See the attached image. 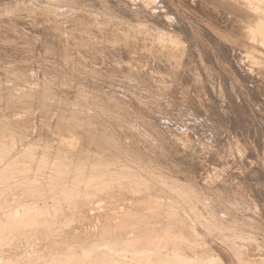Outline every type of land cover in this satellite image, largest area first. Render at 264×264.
I'll list each match as a JSON object with an SVG mask.
<instances>
[{
  "label": "rangeland",
  "instance_id": "374dc122",
  "mask_svg": "<svg viewBox=\"0 0 264 264\" xmlns=\"http://www.w3.org/2000/svg\"><path fill=\"white\" fill-rule=\"evenodd\" d=\"M156 261L264 264V0H0V264Z\"/></svg>",
  "mask_w": 264,
  "mask_h": 264
},
{
  "label": "bare ground",
  "instance_id": "6f19581e",
  "mask_svg": "<svg viewBox=\"0 0 264 264\" xmlns=\"http://www.w3.org/2000/svg\"><path fill=\"white\" fill-rule=\"evenodd\" d=\"M110 1H111V0H110ZM137 1H138V0H137ZM114 2H115V0H114ZM124 2H125V1H124ZM129 2H130V1H129ZM215 2H216V1H215ZM111 3H112V2H111ZM136 3H137V2H136ZM139 3H140V2H139ZM114 4H115V3H114ZM126 4H127V3H126ZM132 4H133V3H132ZM112 5H113V4H112ZM112 5L110 6V8L115 6V5H113V6H112ZM53 6H54V5H53ZM55 6H56V5H55ZM55 6L53 7V9L55 8ZM123 6H124V5H123ZM131 6H132V5H131ZM135 6H136V5H135ZM138 6H139V5H138ZM116 7H117V5H116ZM138 8H139V7H138ZM58 9H59V7H58ZM58 9H57V10H58ZM50 10H51V9H50ZM54 10H55V9H54ZM115 10H116V9H115ZM117 10H118V9H117ZM129 10H131V9H129ZM132 10H133V7H132ZM132 10H131V11H132ZM139 10H140V9H139ZM51 11H52V10H51ZM59 11H60V10H59ZM64 11H65V10H64ZM66 11H67V10H66ZM98 11H99V10H98ZM52 12H53V11H52ZM117 12H118V11H117ZM124 12H125V11H124ZM126 12H127V11H126ZM55 13H56V12H55ZM100 13H101V12H100ZM119 13L121 14V12H119ZM130 13H131V12H130ZM134 13H136V12H134ZM58 14H59V13H58ZM111 14H112V12H111ZM113 14H114V13H113ZM123 14H124V13H123ZM123 14H121V15H123ZM61 15H62V14H61ZM128 15H129V14H128ZM214 15H215V14H214ZM47 16H48V15H47ZM115 16H116V15H115ZM123 16H124V15H123ZM53 17H54V16H53ZM80 18H81V19H80ZM82 18H84V17H78L79 20H78L77 18H76V19L79 21L80 24H82V22H84V25H85L87 28H88V26H91L90 24H89V25H86L87 23L90 22V21L88 20V19H90V18H88V19H85V18L82 19ZM141 18H142V17H141ZM80 20H82V21L80 22ZM126 20H127V19H126ZM78 21H76V22L78 23ZM93 21H94V20H93ZM95 21H96V20H95ZM112 21H113V20H112ZM128 21H129V20H128ZM151 21H152V20H151ZM153 21H154V20H153ZM96 22H97V21H96ZM106 22H109V21H106ZM110 22H111V21H110ZM117 22H118V21H115V23H117ZM130 22H131V21H130ZM5 23H8V21H7V22L5 21ZM77 23H76V25H77ZM79 23H78L79 26H82V27L84 26V25H80ZM85 23H86V24H85ZM104 23H105V22H104ZM111 23H112V22H111ZM118 23H120V22H118ZM126 23H127V21H126ZM126 23L124 22V24H126ZM136 23H137V22H136ZM151 23H152V22H151ZM19 24H20V23H19ZM91 24H92V23H91ZM94 24H95V22H94ZM107 24H109V25H108L109 27H108L107 29L105 28V29H106V32L104 31V29H102V25H103V23H102V25H101V29H102V30H101L100 28H99V29L101 30V32H102V31H104V32H102V34H98V33H96L97 35H93L94 38H93L91 35H92V32L94 31L93 29H96V28H95V27L93 26V24H92L91 27H93V29H91V31H90L91 35H90V33H89V36L93 38L92 40H90L91 43H92V46L95 47V48L93 47V49H96V50L98 49V51H99L100 49L102 50V48H107L108 46H109V47L111 46L110 48H112V47L114 46V44H115L117 47H113V48H118V46H119V47H122L124 44L127 45L128 42H129V40H130L131 37H132L131 34H132L133 32L130 33V35H129L128 33H126L127 31H126V29H125V28H127V27L122 28V29H125L126 32H124V31L121 30V29H120V30H121V32H120L119 29H117L118 31H117L116 29H112V28H120L121 26L118 27V26H119L118 24H117V25H118L117 27H114V26H113L114 24L112 23V24H111V25H112V28H111V29H110V23H107ZM133 24H134V23H133ZM10 25H11V24H10ZM120 25H122V24L120 23ZM12 26H13V23H12ZM51 26H52V25H51ZM85 26H84V27H85ZM95 26H96V25H95ZM97 26H98V25H97ZM103 26H104V25H103ZM105 26H106V25H105ZM124 26H125V25H124ZM137 26H138V25H137ZM15 27H16V26H15ZM18 27H19V26H18ZM129 27H130V26H129ZM56 28H58V27L56 26ZM60 29H61V28H60ZM78 29L82 30L83 28L81 29V28L79 27ZM84 29H85V28H84ZM140 29H141V28H140ZM55 30H57V29H55ZM85 30H86V29H85ZM85 30H82L81 33H82L83 31H84V33H85V32L87 31V30H86V31H85ZM92 30H93V31H92ZM133 30H134V29H133ZM136 30H137V29H136ZM138 30H139V28H138ZM58 31H60V30H58ZM62 31H63V30H62ZM130 31H132V30H130ZM142 31H143V30H142ZM52 32H53V31H52ZM56 32H57V31H56ZM95 32H97V31H95ZM101 32H100V33H101ZM137 32H138V33H139V32L141 33V30H139V31H137ZM143 32H144V31H143ZM84 33H82V34H83V35L86 34V35L88 36V32L85 33V34H84ZM134 33H135V34L133 35V37L135 38L134 40H136V39L139 38V37H137V38L135 37L136 34H137L136 31H134ZM57 34H58V33H57ZM94 34H95V33H94ZM146 34H147V33H146ZM150 34H151V33H150ZM138 35H139V34H138ZM141 35H142V33H141ZM141 35H140V37H141ZM143 35H144V34H143ZM87 36L84 37L85 40H87V39H86ZM89 36H88V39H91V38H89ZM143 37H145V36H143ZM143 37H141V38L144 39ZM132 39H133V38H132ZM132 39H131V42H132V46L134 47L135 44L133 45L134 40L132 41ZM145 39H146V38H145ZM145 39H144V40H145ZM140 40H141V39H140ZM140 40H139V41H140ZM173 40H174V39H173ZM83 41H84V40H83ZM139 41H138V43H139ZM167 41H170V40H167ZM174 41H175V40H174ZM174 41H173V43H174ZM109 42H110V43H109ZM145 42H146V40H145ZM160 42H161V41H160ZM84 43L86 44V41H85ZM88 43H89V42H88ZM123 43H124V44H123ZM126 43H127V44H126ZM134 43L137 44L136 41H135ZM170 43H171V41H170ZM175 43L177 44V41H175ZM82 44H83V43H82ZM111 44H113V46H112ZM121 44H123V45L120 46ZM139 44H140V43H139ZM176 44H173V45H176ZM86 45L88 46V44H86ZM89 45H90V44H89ZM125 45L123 46V48L125 47ZM128 45H129V44H128ZM130 45H131V44H130ZM130 45H129V46H130ZM173 45H172V43H171V48L174 50L175 48H174ZM135 46H136V45H135ZM140 46H141V45H140ZM126 47H127V46H126ZM136 47H138V46H136ZM136 47H134L135 50H136ZM167 48H168V47H167ZM87 49H88V48H87ZM89 49H90V48H89ZM120 49H122V48H120ZM120 49H117V50H120ZM128 49H130V48H128ZM132 49H133V48H132ZM132 49H130V50L132 51ZM138 49H139V48H138ZM140 49H142V48H140ZM91 50H92V49H91ZM96 50H95V51H96ZM113 50H114V49H113ZM130 50H129V53H130ZM121 51H123V50H121ZM126 51H128V50H126ZM133 51H134V49H133ZM133 51H132V52H133ZM138 51H139V50H138ZM141 51H142V50H141ZM141 51H140V52H141ZM144 51H145V50H144ZM144 51H143V53H144ZM151 51H152V50H151ZM165 51H166V50H165ZM100 52H101V51H100ZM111 52H112V51H111ZM114 52H115V51H114ZM117 52H119V51H116L115 53L117 54ZM123 52H124V51H123ZM140 52H139V54H142V53H140ZM96 53H97V51H96ZM104 53H106V52H104ZM119 53H120V52H119ZM126 53H127V52H126ZM129 53H128V54H129ZM135 53H136V52H135ZM137 53H138V52H137ZM148 53H149V52H148ZM100 54H101V53H100ZM120 54H123V53H120ZM120 54H119V56L121 57L122 55H120ZM124 54H125V53H124ZM150 54H151V53H150ZM173 54H174V53H173ZM178 54H179V52H178ZM130 55H131V54H130ZM130 55H126V56H127V57H128V56L131 57ZM136 55H138V54H136ZM136 55H134V56H136ZM147 55H148V54H147ZM147 55H146V56H147ZM162 55H164V54H162ZM113 56H114V53H113ZM116 56H117V55H116ZM119 56H117V57L119 58ZM164 56H166V55H164ZM174 56H176V54H175ZM108 57H109V56H108ZM127 57H125V58H127ZM158 57H159V55H158ZM169 57H170V56H169ZM132 58H135V57H132ZM163 58H164V57H163ZM120 59H124V56H123V58L121 57ZM117 60H118V59H117ZM143 60H144V59H143ZM146 60H147V59H146ZM158 60H159V59H158ZM164 60H165V59H164ZM176 60H177L176 64H177V63L180 64V61H181V60H184V62H185V61H186V58L184 57V55H179V57H178ZM119 61H120V60H119ZM137 61H138V60H137ZM134 62H135V61H134ZM157 62H158V61H157ZM169 62H170V61H169ZM182 62H183V61H181V63H182ZM158 64H159V63H158ZM158 64H157V65H158ZM166 64H167V63H166ZM182 64H184V63H182ZM185 65H186V62H185ZM108 66H109V65H108ZM120 66H121V65H120ZM131 66H133V65H131ZM123 67H124V66H123ZM123 67H122V68H123ZM159 67H160V66H159ZM177 67H180V66H177ZM182 67H183V66H181V69H182ZM184 67H185V66H184ZM126 68H127V67H126ZM126 68H125V69H126ZM168 68H170V67H168ZM172 68H174V67H172ZM172 68H171V69H172ZM161 69H162V67H161ZM163 69H164V68H163ZM171 69H170V70H171ZM181 69H180V70H181ZM196 69H197V68H196ZM196 69H195V70H196ZM123 70H124V69H123ZM127 70H128V69H127ZM168 70H169V69H168ZM180 70H179V72H180ZM187 70H188V67H187ZM124 71H125V70H124ZM131 71H132V70H131ZM165 71H166V70H165ZM171 71H172V70H171ZM171 71H169V72H171ZM121 72H122V71H121ZM125 72H126V71H125ZM177 72H178V71H177ZM182 72H183V71H182ZM194 72H195V71H194ZM126 73H127V72H126ZM184 73H186V71H184ZM178 74H179V73H178ZM180 74L182 75L183 73H180ZM181 75H180V77H181ZM183 75H184V74H183ZM194 75H195V74H194ZM184 77H185V76H184ZM182 78H183V76H182ZM226 79H227V78H226ZM226 81H227V80H226ZM185 90H186V89H185ZM115 91H116V90H115ZM102 92H103V91H102ZM102 92H101V93H102ZM117 92H118V90H117ZM186 93H187V92H186ZM118 94H120V93H118ZM109 97H110V96H109ZM120 99H121V98H120ZM192 100H193V99H192ZM111 102H112V101H111ZM130 103H131V102H130ZM130 105H131V104H130ZM144 106H145V105H144ZM116 107H117V106H116ZM136 107H138V105H136ZM136 107H134V108H136ZM139 107H140V105H139ZM149 107H150V106H149ZM140 108H141V107H140ZM143 108H144V107H143ZM137 109H138V108H137ZM145 109H146V107H145ZM126 110H127V109H126ZM129 110H130V109H129ZM116 112H117V111H116ZM125 113H126V112H125ZM129 114H130V113H129ZM145 114H146V113H145ZM148 114H149V113H148ZM150 114H151V113H150ZM110 115H111V114H110ZM112 115H113V114H112ZM112 115H111V116H112ZM169 115H170V114H169ZM107 116H108V115H107ZM148 116H149V115H148ZM116 117H117V116H116ZM127 117H128V116H127ZM134 117H136V116H134ZM134 117H133L132 119H134ZM152 117L154 118V116H152ZM156 117H158V116H156ZM156 117H155V118H156ZM109 118L112 119L111 117H109ZM109 118H107V119L110 120ZM149 118H150V116H149ZM160 118H161V117H160ZM103 119H104V118H103ZM123 119H124V118H123ZM147 119H148V118H147ZM162 119H164V118H161V121H162ZM61 120H62V119H61ZM89 120H90V119H89ZM108 120H107V121H108ZM112 120H113V119H112ZM144 120H145V119H144ZM152 120H153V119L151 118V121H152ZM157 120H158V119H157ZM133 121H134V120H133ZM146 121H148V120H145V122H146ZM108 122H109V124H110V121H108ZM112 122H113L114 125H115L116 122H115V121H112ZM149 122H150V120H149ZM149 122H148V123H149ZM153 122H154V120H153ZM158 122H160V121H157V123H158ZM163 122H165V120H163ZM58 123H59V122H58ZM67 123H68V122H67ZM125 123H126V122H125ZM143 123H144V122H143ZM155 123H156V122H155ZM155 123H153V124H155ZM116 124H117V123H116ZM120 124H121V123H119V126H118V127H121V126H122V124H121V126H120ZM151 124H152V122H151ZM168 124H169V123H168ZM61 125H62V124H61ZM70 125H71V124H70ZM133 125H134V124H133ZM143 125H146V124L144 123ZM155 125H156V124H155ZM173 125H176V124H173ZM68 126H69V125H68ZM105 126H106V125H105ZM111 126H112V125H111ZM115 126H117V125H115ZM115 126H114V127H115ZM125 126H126V125H125ZM146 126H148V125H146ZM146 126H145V128H148V127H146ZM152 126H153V125H152ZM169 126H170V125H169ZM177 126H178V125H177ZM70 127H71V126H70ZM118 127H117V128H118ZM123 127H124V126H123ZM138 127H139V126H138ZM149 127H151V125H150ZM155 127H156V126H155ZM155 127H154V128H155ZM163 127H164V126H163ZM200 127H201V126H200ZM65 128H66V127H65ZM67 128H68V127H67ZM110 128H111V127H110ZM112 128H113V127H112ZM117 128H116V129H117ZM121 128H122V127H121ZM121 128H120V129H121ZM126 128H127V127H125L124 129H126ZM136 128H137V127H136ZM197 128H198V127H197ZM122 129H123V128H122ZM122 129H121V131H122ZM131 129H132V128H131V126H130V130H131ZM140 129H141V128H140ZM140 129H138V130H140ZM152 129H153V128H152ZM194 129H195V128H194ZM92 130H93V129H92ZM113 130H114V129H111V130H109V132L112 133ZM134 130H135V129H134ZM179 130H180V129H179ZM95 131H96V130H95ZM118 131H120V130L118 129ZM118 131H117V133H119ZM121 131H120V132H121ZM126 131H127V129H126ZM141 131H142V130H141ZM149 131H150V129H149ZM151 131H152V130H151ZM153 131H154V130H153ZM153 131H152V132H153ZM196 131H197V130H196ZM99 132H101V131H99ZM124 132H125V131H124ZM132 132H133V130H132ZM132 132H131V133H132ZM147 132H148V131H147ZM152 132H151V134H152ZM158 132H159V131H158ZM105 133H106V131H105ZM105 133H104V134H105ZM115 133H116V132H115ZM133 133H134V132H133ZM141 133H142V132H141ZM88 134H89V132H88ZM125 134H126V132H125ZM159 134L161 135V132H160ZM76 135H77V134H76ZM107 135H108V134H107ZM121 135H122V134H121ZM127 135H129L128 132H127ZM199 135H200V134H199ZM125 136H126V135H125ZM144 136H145V135H144ZM144 136H143V137H144ZM146 136H148V135H146ZM154 136H155V135H154ZM158 136H159V135H158ZM194 136H195V135H194ZM203 136H204V135H203ZM205 136H206V135H205ZM78 137H79V136H78ZM92 137H93V136H92ZM99 137H100V136H99ZM110 137H111V135H110ZM126 137H127V136H126ZM130 137H132V136H129L128 138H126V139H128V143H130L131 141H134V142H136V143H133V142H132L133 145H134V144L139 145L138 142L135 141V140H139V139H141L142 135L140 136V134H139V136H138V134H137V137H140V138H136V136H135L136 139H135L134 137H132V138H134L135 140H133L132 138L130 139ZM143 137H142V138H143ZM160 137H161V136H160ZM168 137H169V136H168ZM86 138H87V136H86ZM105 138H106V137H105ZM120 138H122V137H120ZM169 138H170V137H169ZM169 138H168V139H169ZM192 138H193V137H192ZM106 139H108V138H106ZM149 139L151 140V137H150ZM206 139H207V138H206ZM70 140H71V139H70ZM116 140H117V139H116ZM122 140H123V138H122ZM142 140L144 141V139H142ZM142 140H140L141 144H143V143H142ZM147 140H148V139L146 138L145 141H147ZM159 140H160V139H159ZM85 141H86V140H85ZM126 141H127V140H126ZM148 141H149V140H148ZM155 141H156V140H155ZM162 141H163V140H162ZM166 141H167V140H166ZM176 141H177V140H176ZM74 143H75V142H74ZM91 143H92V142H91ZM107 143H108V141H107ZM159 143H160V142H159ZM76 144H77V143H76ZM92 144H93V143H92ZM122 144H123V143H122ZM122 144H121V143H120V145H119V144H115V146H118V147H116V148H118V151H117V152H120V151H119V147H122V146H123ZM126 144H127V143H126ZM141 144H140V145H141ZM33 145H35V144H33ZM74 145H75V144H74ZM81 145H82V144H81ZM111 145H113V144L111 143ZM124 145H125V144H124ZM130 145H132V144H130ZM218 145H219V144H218ZM31 146H32V145H31ZM46 146H47V145H46ZM58 146H59V145H58ZM100 146H101V145H100ZM115 146H114V147H115ZM127 146H128V145H127ZM202 146H203V148H204V144H203ZM205 146H206V145H205ZM51 147H52V146H51ZM110 147H111V146H110ZM123 147H124V146H123ZM129 147H130V146H129ZM136 147H138V146H136ZM136 147H135V148H136ZM27 148H28V147H27ZM33 148H34V147H33ZM48 148H49V147H48ZM52 148H53V147H52ZM69 148H70V147H69ZM85 148H86V147H85ZM102 148H103V147H102ZM116 148H115V149H116ZM125 148H126V146H125ZM131 148H132V147H131ZM133 148H134V146H133ZM135 148H134V149H135ZM149 148H150V147H149ZM149 148H148V149H149ZM203 148H202V149H203ZM75 149H77V148H75ZM86 149H87V148H86ZM100 149H101V148H100ZM100 149H99V150H100ZM111 149H112V148H111ZM115 149L113 148L112 150H115ZM136 149H137V148H136ZM68 150H69V149H68ZM80 150H81V149H80ZM102 150H105V147H104ZM102 150H101V152H102ZM112 150H111V151H112ZM182 150H183V149H182ZM188 150H189V149H188ZM49 151H50V150H49ZM89 151H90V150H89ZM89 151H88V152H89ZM97 151H98V150H97ZM106 151H107V149H106L104 152H106ZM137 151H138V150H137ZM137 151H136V153H137ZM194 151H195V150H194ZM205 151H206V150H205ZM83 152H85V151H83ZM115 152H116V150H115ZM122 152H123V150H122ZM122 152H121V153H122ZM41 153H42V152H41ZM66 153H67V152H66ZM98 153H99V152H98ZM102 153H103V152H102ZM108 153H109V152H108ZM121 153H120V154H121ZM71 154H72V153H71ZM82 154H83V153H82ZM87 154H88V153H87ZM89 154H90V153H89ZM139 154H140V153H139ZM65 155H66V154H65ZM96 155H97V154H96ZM44 156H45V155H44ZM66 156H67V155H66ZM85 156H86V155H85ZM99 156H101V155H99ZM109 156H110V155H109ZM111 156H112V155H111ZM118 156H119V155H118ZM137 156H138V154H137ZM139 156H140V155H139ZM139 156H138V157H139ZM142 156H143V155H142ZM145 156H146V155H145ZM147 156H148V155H147ZM147 156H146V157H147ZM69 157H70V156H69ZM73 157H74V156H73ZM106 157H107V155H106ZM106 157L104 156V158H106ZM26 158H27V157H26ZM26 158H25V159H26ZM97 158H98V157H97ZM97 158H95V159H97ZM104 158H103V159H104ZM107 158H108V157H107ZM143 158H145V157L143 156ZM31 159H32V158H31ZM58 159H59V158H58ZM66 159H67V158H66ZM68 159H69V158H68ZM70 159H71V157H70ZM85 159H86V158H85ZM98 159L100 160V158H98ZM118 159H119V158H118ZM138 159H139V158H138ZM140 159H142V157H140ZM28 160H29V159H28ZM86 160H87V159H86ZM92 160H93V159H92ZM92 160H91V161H92ZM105 160H106V159H105ZM105 160H104V162H106ZM110 160H111V159H110ZM110 160H109V161H110ZM114 160H115V159H114ZM145 160H146V159H145ZM148 160H149V159H148ZM150 160H151V159H150ZM69 161H70V160H69ZM91 161H90V162H91ZM93 161H94V160H93ZM100 161H101V160H100ZM109 161H108V162H109ZM123 161H124V160H123ZM142 161H143V160H142ZM25 162H26V161H25ZM57 162H58V161H57ZM70 162H71V161H70ZM112 162H113V161H112ZM119 162H120V161H119ZM136 162H137V161H136ZM138 162H139V161H138ZM146 162H147V160H146ZM10 163H11V162H10ZM39 163H40V162H39ZM67 163H68V162H67ZM82 163H83V162H82ZM101 163H102V162H101ZM12 164H13V163H12ZM43 164H44V163H43ZM63 164H64V163H63ZM69 164H70V163H68V165H69ZM103 164H104V163H103ZM108 164H109V163H108ZM140 164H141V163H140ZM82 165H83V164H82ZM91 165H92V164H91ZM96 165H97V164H96ZM96 165H95V166H96ZM114 165H115V163H114ZM120 165H121V164H120ZM120 165H119V166H120ZM38 166H39V165H38ZM73 166H74V165H73ZM92 166H93V165H92ZM98 166H99V165H98ZM98 166H97V167H98ZM159 166H160V165H159ZM93 167H94V166H93ZM100 167H101V166H100ZM105 167H106V163H105ZM107 167H108V166H107ZM107 167H106V168H107ZM122 167H123V166H122ZM132 167H133V166H132ZM132 167H131V168H132ZM84 168H85V167H84ZM101 168H103V167H101ZM101 168H100V169H101ZM126 168H127V167H126ZM27 169H28V168H27ZM95 169H96V168H95ZM98 169H99V167H98ZM98 169H97V170H98ZM118 169H119V168H118ZM118 169H117V170H118ZM128 169H129V168H128ZM134 169H135V168H134ZM153 169H154V168H153ZM81 170H82V169H81ZM93 170H94V169H93ZM122 170H123V169H122ZM157 170H158V169H157ZM164 170H165V169H164ZM57 171H58V170H57ZM98 171H99V170H98ZM108 171H111V170L108 169ZM118 171H119V170H118ZM130 171H131V170H130ZM130 171H129V172H130ZM132 171H133V170H132ZM134 171H135V170H134ZM136 171H137V170H136ZM96 172H97V171H96ZM101 172H102V171H101ZM105 172H106V169H105ZM105 172H104V173H105ZM116 172H117V171H116ZM119 172H120V171H119ZM137 172H138V171H137ZM146 172H147V171H146ZM155 172H156V170H155ZM98 173H100V172H98ZM106 173H107V172H106ZM109 173H111V172H108V174H109ZM133 173H135V172H133ZM133 173L131 172V174H133ZM160 173H161V172H160ZM171 173H172V172H171ZM18 174H19V173H18ZM92 174H93V173H92ZM119 174H120V173H119ZM121 174H122V173H121ZM131 174H130V175H131ZM144 174H145V173H144ZM146 174H147V173H146ZM156 174H157V173H156ZM102 175H103V173H102ZM111 175H112V173H111ZM114 175H115V174H114ZM117 175H118V174H117ZM123 175H124V174H123ZM125 175H126V174H125ZM133 175H135V174H133ZM141 175H142V174H141ZM147 175H148V174H147ZM171 175H172V174H171ZM55 176H57V175H55ZM80 176H81V175H80ZM92 176H93V175H92ZM98 176H99V175H98ZM98 176H97V177H98ZM120 176H121V175H120ZM144 176H145V175H144ZM156 176H157V175H156ZM6 177H7V176H6ZM107 177H108V176H107ZM138 177H139V176H138ZM138 177H137V178H138ZM140 177H141V176H140ZM145 177H146V176H145ZM162 177H163V175H162ZM170 177H171V176H170ZM62 178H63V177H62ZM77 178H78V177H77ZM109 178H110V176H109ZM113 178H115V177H113ZM113 178H112V179H113ZM130 178H131V177H130ZM167 178H168V177H167ZM176 178H177V177H176ZM16 179H17V178H16ZM25 179H26V178H25ZM25 179H24V180H25ZM54 179H55V178H54ZM58 179H59V177H58ZM82 179H83V178H82ZM95 179H96V178H95ZM100 179H101V178H100ZM107 179H108V178H107ZM143 179H144V178H143ZM146 179H148V178H146ZM170 179H171V178H170ZM78 180H79V179H78ZM101 180H102V179H101ZM118 180H119V179H118ZM126 180H127V179H126ZM128 180H129V179H128ZM155 180H156V177H155ZM159 180H160V179H159ZM159 180H158V181H159ZM66 181H67V180H66ZM98 181H99V180H98ZM98 181H96V182H98ZM111 181H112V180H111ZM140 181H141V179H140ZM146 181H147V180H146ZM156 181H157V180H156ZM173 181H174V180H173ZM55 182H56V181H55ZM64 182H65V181H64ZM106 182H110V181H106ZM138 182H139V181H138ZM147 182H148V181H147ZM163 182H164V181H163ZM169 182H170V181H169ZM102 183H103V182H102ZM104 183H105V182H104ZM104 183H103V184H104ZM112 183H113V182H112ZM115 183H116V181H115ZM118 183H120V182L118 181ZM132 183L134 184V182H132ZM143 183H144V182H143ZM58 184H59V183H58ZM65 184H66V183H65ZM94 184H95V183H94ZM94 184H93V185H94ZM106 184H107V183H106ZM124 184H125V183H124ZM158 184H159V183H158ZM160 184H161V183H160ZM55 185H57V184H55ZM70 185H71V184H70ZM91 185H92V184H91ZM100 185H101V184H100ZM119 185H120V184H118V186H119ZM134 185H135V184H134ZM144 185H145V184H144ZM148 185H149V184H148ZM152 185H153V184H152ZM211 185H212V184H211ZM109 186H110V184H109ZM109 186H108V187H109ZM113 186H114V185H113ZM113 186H112V187H113ZM125 186H126V185H125ZM139 186H140V185H139ZM149 186H150V185H149ZM155 186H156V185H155ZM175 186H176V185H175ZM73 187H74V186H73ZM90 187H91V186H90ZM122 187H124V186L122 185ZM132 187H133V186H132ZM144 187H145V186H144ZM156 187H157V186H156ZM163 187H164V185H163ZM193 187H194V186H193ZM95 188H96V187H95ZM115 188H116V187H115ZM127 188H128V186H127ZM127 188H126V189H127ZM139 188H141V187H139ZM164 188H165V187H164ZM205 188H206V187H205ZM111 189H112V188H111ZM122 189H123V188H122ZM130 189H131V188H130ZM143 189H144V188H143ZM155 189H156V188H155ZM155 189H154V190H155ZM159 189H160V188H159ZM165 189H166V188H165ZM203 189H204V188H203ZM211 189H212V188H211ZM218 189H221V188L219 187ZM225 189H226V188H225ZM92 190H93V189H92ZM107 190H110V189L108 188ZM134 190H135V189H134ZM141 190H142V188H141ZM141 190H140V191H141ZM163 190H164V189H163ZM167 190H168V189H167ZM193 190H194V189H193ZM222 190H223V189H222ZM237 190H238V189H237ZM82 191H83V190H82ZM97 191H98V190H97ZM110 191H111V190H110ZM118 191H119V193H120V190H118ZM125 191H126V190H125ZM148 191H149V190H148ZM189 191H191V190H189ZM194 191H195V190H194ZM216 191H217V190H216ZM114 192H115V191H114ZM123 192H124V191H123ZM132 192H133V191H132ZM142 192H143V191H142ZM142 192H141V193H142ZM157 192H158V191H157ZM219 192H220V191H219ZM222 192H224V191H222ZM253 192H254V191H253ZM63 193H64V192H63ZM97 193H98V192H97ZM97 193H96V194H97ZM106 193H107V192H106ZM125 193H126V192H125ZM149 193H150V192H149ZM158 193H160V192H158ZM192 193H193V192H192ZM224 193H225V192H224ZM228 193H229V192H228ZM231 193H232V191H231ZM235 193H236V192H235ZM40 194H41V193H40ZM84 194H85V193H84ZM92 194H93V193H92ZM94 194H95V193H94ZM122 194H123V193H122ZM129 194H130V192H129ZM137 194H138V192H137ZM189 194H190V193H189ZM233 194H234V193H233ZM134 195H135V193H134ZM139 195H140V193H139ZM139 195H136V196H139ZM142 195H143V193H142ZM145 195H146V193L144 194V196H145ZM192 195H193V194H192ZM62 196H63V195H62ZM140 196H141V195H140ZM159 196H160V195H159ZM161 196H163V195L161 194ZM94 197H95V196H94ZM108 197H109V196H108ZM125 197H126V196H125ZM130 197H132V196H130ZM165 197H166V196H165ZM165 197H164V198H165ZM177 197H178V196H177ZM63 198H64V197H63ZM89 198H90V197H89ZM89 198H88V199H89ZM126 198H127V197H126ZM126 198H125V199H126ZM137 198H139V197H137ZM144 198H145V197H144ZM154 198H155V196H154ZM88 199H87V200H88ZM121 199H123V198H121ZM128 199H129V197H128ZM132 199H133V198H132ZM145 199H146V198H145ZM168 199H169V197H168ZM91 200H93V199L91 198ZM108 200H109V199H108ZM118 200H119V199H118ZM126 200H127V199H126ZM134 200H135V199H134ZM140 200H141V199H140ZM146 200H147V199H146ZM152 200H153V199H152ZM135 201H136V200H135ZM135 201H132L131 204H132L133 202H135ZM137 201H138V200H137ZM155 201H156V200H155ZM159 201H161V200H159ZM159 201H158V202H159ZM87 202H88V201H87ZM118 202H120V200H119ZM124 202H125V201H124ZM126 202H127V201H126ZM140 202H141V201H140ZM144 202H145V207H147V205H146V201H144ZM144 202H143V203H144ZM152 202H153V201H152ZM88 203H89V202H88ZM90 203H92V202H90ZM93 203H94V202H93ZM116 203H117V202H116ZM148 203H149V202H147V204H148ZM155 203H156V202H155ZM112 204H113V203H112ZM119 204H120V203H119ZM134 204H135V203H134ZM134 204H133V205H134ZM156 204H157V203H156ZM175 204H176V203H175ZM201 204H202V203H201ZM42 205H43V204H42ZM44 205H45V204H44ZM79 205H80V204H79ZM86 205H87V204H86ZM89 205H90V204H89ZM115 205H116V204H114V206H115ZM123 205H125V204H123ZM137 205H138V204H137ZM141 205H142V204H141ZM154 205H155V204H154ZM154 205H153V206H154ZM125 206H126V205H125ZM127 206H128V205H127ZM129 206H130V205H129ZM134 206H135V205H134ZM139 206H140V205H139ZM139 206H138V207H139ZM142 206H143V205H142ZM148 206L150 207L151 204H150V205L148 204ZM155 206H156V205H155ZM158 206H159V205H158ZM166 206H167V205H166ZM186 206H187V205H186ZM81 207H82V206H81ZM112 207H113V206H112ZM123 207H124V206H123ZM123 207H122V208H123ZM131 207H132V206H131ZM131 207H129V208H131ZM160 207H161V206H160ZM85 208H86V207H85ZM129 208H128V209H129ZM133 208H134V207H133ZM143 208H144V207H143ZM156 208H157V207H155L154 209L152 208V210H155ZM164 208H166V207H164ZM164 208H162V209H164ZM167 208H170V207H167ZM190 208H191V207H190ZM72 209H73V208H72ZM74 209H75V208H74ZM82 209H83V208H82ZM134 209H135V208H134ZM144 209H145V208H144ZM146 209H148V207H147ZM146 209H145V210H146ZM85 210H86V209H85ZM116 210H118V209H116ZM123 210H124V208H123ZM131 210H133V209H131ZM149 210H151V209H149ZM157 210H158V208L156 209V212H157ZM62 211H63V210H62ZM69 211H70V210H69ZM69 211H68V213H69ZM78 211H79V210H78ZM121 211H122V210H121ZM135 211H137V209H136ZM142 211H143V209H142ZM167 211H168V210H167ZM172 211H173V210H172ZM63 212H64V211H63ZM63 212H61V213H63ZM119 212H120V211H119ZM123 212H124V211H123ZM130 212H131V211H130ZM130 212H129V213H130ZM132 212H133V211H132ZM137 212H138V211H137ZM139 212H140V207H139ZM139 212H138V213H139ZM147 212H148V210H147ZM147 212H146V213H147ZM151 212H152V211H151ZM161 212H162V211H161ZM61 213H60V214H61ZM116 213H117V211H116ZM134 213H136V212H134ZM146 213H145V215L148 216ZM152 213H153V212H152ZM154 213H155V212H154ZM159 213H160V212H159ZM172 213H173V212H172ZM101 214H102V213H101ZM101 214H100V215H101ZM109 214H110V213H109ZM117 214H118V213H117ZM130 214H131V213H130ZM132 214H133V213H132ZM141 214H143V212H142ZM141 214H140V215H141ZM155 214H156V213H155ZM56 215H57V214H56ZM143 215H144V214H143ZM143 215H142V216H143ZM156 215H157V214H156ZM178 215H179V214H178ZM207 215H208V214H207ZM212 215H213V214H212ZM62 216H64V215H62ZM67 216H68V215H67ZM77 216H78V215H77ZM119 216H121V215H119ZM129 216H132V215H129ZM134 216H135V215H134ZM146 216H145V218H146ZM160 216H161V214H160ZM79 217L81 218V216H79ZM94 217H95V216H94ZM98 217H100V216L98 215ZM103 217H104V216H103ZM121 217H122V216H121ZM124 217H125V216H124ZM143 217H144V216H143ZM143 217H142V218H143ZM170 217H171V216H170ZM172 217H173V216H172ZM177 217H178V216H177ZM201 217H202V216H201ZM55 218H56V216H55ZM60 218H61V217H60ZM115 218H118V217H115ZM119 218H120V217H119ZM156 218H157V217H156ZM72 219H73V217H72ZM89 219H90V218H89ZM107 219H108V221L110 220V218H107ZM111 219H112V218H111ZM129 219H131V218H129ZM132 219L134 220V218H132ZM139 219H140V218H139ZM151 219H152V218H151ZM153 219H154V217H153ZM153 219H152V221H153ZM168 219H169V218H168ZM235 219H236V218H235ZM58 220H59V219H58ZM60 220H61V219H60ZM83 220H84V219H83ZM121 220H122V219H121ZM149 220H150V218H149ZM163 220H164V219H163ZM71 221H72V220H71ZM94 221H95V220H94ZM118 221H119V220H118ZM123 221H124V220H122V222H123ZM126 221H128V220H126ZM130 221H131V220H130ZM157 221H158V219H157ZM172 221H173V220H172ZM245 221H246V220H245ZM30 222H31V221H30ZM40 222H41V221H40ZM59 222H60V221H59ZM63 222H64V221H63ZM106 222H107V221H106ZM119 222H120V221H119ZM128 222H129V221H128ZM128 222H126V223H128ZM132 222H133V221H132ZM135 222H137V220H136ZM155 222H156V221H155ZM155 222H154V223H155ZM170 222H171V221H170ZM183 222H184V221H183ZM73 223H74V221H73ZM73 223H72V224H73ZM120 223H121V222H120ZM148 223H149V222H148ZM204 223H205V222H204ZM91 224H92V223H91ZM123 224H124V223H123ZM123 224H121V226H122ZM132 224H133V223H132ZM42 225H43V224H42ZM42 225H41V226H42ZM51 225H52V224H51ZM60 225H61V223H60ZM62 225L64 226V224H62ZM115 225H116V224H115ZM133 225H134V224H133ZM143 225H144V224H143ZM145 225H146V223H145ZM157 225H158V224H157ZM38 226H40V225L38 224ZM38 226H37V227H38ZM47 226H48V225H47ZM68 226H69V225H68ZM113 226H114V225H113ZM113 226H111V227H113ZM118 226H119V225H118ZM118 226H117V227H118ZM147 226H148V225H147ZM44 227H45V226H44ZM44 227H40V228H44ZM49 227H50V226H49ZM124 227H125V225H124ZM126 227H127V226H126ZM134 227H135V226H134ZM134 227H132V228H134ZM167 227H168V226H167ZM38 228H39V227H38ZM59 228H60V227H59ZM61 228H62V227H61ZM69 228H70V226H69ZM72 228H73V226H72ZM170 228H171V227H170ZM173 228H174V227H173ZM48 229H49V228H48ZM62 229H63V228H62ZM109 229H112V228H109ZM113 229H116V228H113ZM141 229H142V228H141ZM37 230H38V229H37ZM44 230H45V229H44ZM119 230H120V229H119ZM126 230H127V229H126ZM60 231H61V230H60ZM67 231H68V230H67ZM69 231H70V230H69ZM72 231H73V230H72ZM72 231H71V232H72ZM74 231H75V230H74ZM74 231H73V232H74ZM83 231H84V230H83ZM113 231H114V230H113ZM113 231H112V233H113ZM117 231H118V228H117ZM120 231H121V230H120ZM136 231H137V230H136ZM173 231H174V230H173ZM173 231H170V232H173ZM46 232L48 233V230H46L45 233H46ZM49 232H50V231H49ZM57 232H58V231H57ZM61 232H62V231H61ZM118 232H119V231H118ZM167 232H168V231H167ZM2 233H3V232H2ZM53 233H55V232H53ZM66 233H67V232H66ZM104 233H105V232H104ZM107 233H108V232H107ZM109 233H110V232H109ZM112 233H110V234H112ZM121 233H122V232H121ZM5 234H6V233H5ZM19 234H20V233H19ZM48 234H49V233H48ZM51 234H52V233H51ZM67 234H68V233H67ZM67 234H66V235H67ZM70 234H71V233H69V235H70ZM72 234H73V233H72ZM96 234H97V233H96ZM105 234H106V233H105ZM116 234L119 235L120 233H117V232H116ZM122 234H123V233H122ZM131 234H132V233H131ZM143 234H144V233H143ZM230 234H231V233H230ZM234 234H235V233H234ZM236 234H237V233H236ZM17 235H18V234H17ZM24 235H25V234H24ZM63 235H64V234H63ZM69 235H68V236H69ZM74 235H75V234H73L72 236H74ZM112 235H113V234H112ZM127 235H128V234H127ZM1 236H2V234H1ZM7 236H8V235H7ZM21 236H22V235H21ZM60 236H61V235H60ZM94 236H95V235H94ZM106 236H107V235H106ZM124 236H125V235H124ZM171 236H172V235H171ZM46 237H47V239H49V238H48L49 236H46ZM51 237H52V236H51ZM53 237H54V236H53ZM53 237H52V238H53ZM63 237H64V236H63ZM70 237H71V236H70ZM99 237H100V236H99ZM117 237H118V236H117ZM125 237H126V236H125ZM133 237H134V236H133ZM165 237H166V236H165ZM229 237H230V236H229ZM2 238H5V237L3 236ZM56 238H57V237H56ZM115 238H116V237H115ZM89 239H90V238H89ZM100 239H101V238H100ZM231 239H232V238H231ZM13 240H14V238H13ZM18 240H19V239H18ZM58 240H59V239H58ZM71 240H72V239H71ZM120 240H121V239H120ZM10 241H12V239H11ZM10 241H9V242H10ZM42 241H43V240H42ZM115 241H117V240H115ZM32 242H33V241H32ZM82 242H83V241H82ZM50 243H52V242H50ZM122 243H123V242H122ZM67 244H68V243H67ZM50 246H51V245H50ZM54 246H55V245H54ZM59 246H60V245H59ZM80 246H82V245H80ZM11 247H12V246H11ZM48 247H49V246H48ZM52 247H53V246H52ZM55 247H56V246H55ZM24 248H25V247H24ZM41 248H42V247H41ZM61 248H62V247H61ZM68 248H69V246H68ZM38 249H39V248H38ZM43 249H44V248H43ZM58 249H59V248H58ZM119 249H120V248H119ZM159 249H160V248H159ZM15 250H16V249H15ZM44 250H45V249H44ZM46 250H47V249H46ZM164 250H165V249H164ZM164 250H163V251H164ZM26 251H27V250H26ZM54 251H55V250H54ZM136 251H137V250H136ZM154 251H156V249H155ZM45 252H46V251H45ZM79 252H80V250H79ZM152 252H153V251H152ZM152 252H150V253H152ZM156 252H157V251H156ZM160 252H161V251H160ZM165 252H166V251H165ZM121 253H122V252H121ZM142 253H143V251H142ZM148 253H149V252H148ZM163 254H164V253H163ZM168 254H169V253H168ZM170 254H171V253H170ZM46 255H47V254H46ZM59 255H60V254H59ZM137 255H138V254H136V256H137ZM166 255H167V254H166ZM43 257H44V256H43ZM160 257H161V256H160ZM169 260H170V259H169ZM169 260H167V261H169ZM8 261H9V260H8ZM159 261H160V260H159ZM156 262H157V261H156ZM170 262H171V260H170ZM172 262H173V261H172ZM161 263H162V262H161ZM56 264H57V263H56ZM157 264H159V262H157Z\"/></svg>",
  "mask_w": 264,
  "mask_h": 264
},
{
  "label": "crops",
  "instance_id": "0c3cea01",
  "mask_svg": "<svg viewBox=\"0 0 264 264\" xmlns=\"http://www.w3.org/2000/svg\"><path fill=\"white\" fill-rule=\"evenodd\" d=\"M210 3H213V4H220L221 3V0H208ZM216 1V2H215ZM227 9H229V10H234V8L235 7H233V6H231L230 4H227L226 6H225ZM210 23V22H209ZM209 24L207 23L206 24V26H207V28L209 27L208 26ZM212 27H213V24L211 25Z\"/></svg>",
  "mask_w": 264,
  "mask_h": 264
}]
</instances>
